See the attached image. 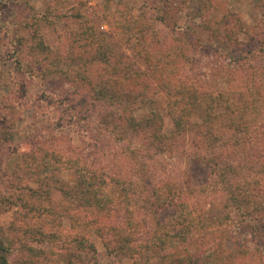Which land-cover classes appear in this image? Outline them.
<instances>
[{
	"label": "trees",
	"instance_id": "obj_1",
	"mask_svg": "<svg viewBox=\"0 0 264 264\" xmlns=\"http://www.w3.org/2000/svg\"><path fill=\"white\" fill-rule=\"evenodd\" d=\"M211 2L191 0L186 11H174L176 17L168 0L161 6L159 19L173 20L180 30L171 43L140 15L126 13L119 34L143 61L144 70L115 62L107 37L96 36L88 25L84 32L93 41L87 64L99 66V74L78 69L74 76L63 73L72 87L82 82L85 93L104 108L101 122L123 136L140 137L158 152L190 142L210 167L206 183L181 185L170 176L145 183L113 164H88L85 155L83 163L77 157L56 158L47 150L33 157L35 166L53 178L62 168H75L74 181L56 180L62 196L71 199L66 212L77 213H69L71 227L94 224L110 252L131 258L133 264H148L152 256H159L162 264H264V68L208 53L214 42L239 44L246 37L255 41L248 54L256 61L264 55V25L246 26L233 9L211 13ZM181 16L185 23L180 25ZM46 17L34 15L30 25ZM18 39L15 45L27 41ZM28 40L47 60L48 48L37 27ZM218 78L226 79L225 88L213 85ZM159 91L167 98L172 122L166 131L154 97ZM143 109L146 113L138 116ZM11 125L9 113H3L0 131ZM60 129L70 134V127ZM53 206L48 208L55 212ZM121 210L122 217H116L115 211ZM199 236L203 241L194 251L189 239ZM73 242L94 249L84 233ZM28 248L25 264H42L33 259L41 249ZM10 253L0 241V264H15Z\"/></svg>",
	"mask_w": 264,
	"mask_h": 264
},
{
	"label": "rangeland",
	"instance_id": "obj_2",
	"mask_svg": "<svg viewBox=\"0 0 264 264\" xmlns=\"http://www.w3.org/2000/svg\"><path fill=\"white\" fill-rule=\"evenodd\" d=\"M168 1L173 17L180 7L186 11L191 6V0ZM213 3L211 13L233 9L246 26L264 25V0H213ZM165 4L167 0H0V120L5 112L12 120L11 126L0 131V241L11 249L10 257L15 264H25L30 256L28 247L41 249L42 253L33 259L42 264H133L131 258L110 252L94 224L84 229L82 225L71 227L70 215L77 213L66 212L71 199L62 196L56 180L74 181L75 168L67 166L57 171L54 178L50 177V171L34 164L33 157L41 156L45 150L56 158L77 157L80 163L84 160L81 155H85L88 164L99 167L113 164L115 169L129 171L145 183L169 176L181 185L208 181L210 167L202 152L190 142L158 152L140 137L123 136L112 125L101 122L104 108L85 93L82 82L72 87L63 74L74 76L75 69L84 74H99V66L87 64L93 41L84 32L88 25L96 36L103 33L107 37L114 48L115 62L126 69L144 70L145 64L136 51L120 37L118 24L129 11L134 16L140 15L171 43L172 35L180 30L173 20L159 19L163 17L161 6ZM39 14L47 17L31 26L34 15ZM177 21L184 24L185 17ZM195 26L201 29L200 23ZM35 27L48 48L47 60L30 47L28 39ZM20 37L27 41L15 45ZM243 38L239 44L214 42L208 53L222 59H244L250 65L255 63L256 68H264V55L256 61L249 58L248 51L255 41ZM213 85L225 88L226 79L218 78ZM154 97L164 116V130H169L172 122L167 98L162 91ZM146 111L137 114L142 116ZM59 124L65 131L70 127V134H63ZM51 205H55V212L48 208ZM123 214L122 210L115 211L116 217ZM80 233L90 237L94 249L74 246V236ZM202 241V236L189 239L194 251ZM226 246L231 248L232 242L227 241ZM148 264L162 263L159 256H152Z\"/></svg>",
	"mask_w": 264,
	"mask_h": 264
}]
</instances>
